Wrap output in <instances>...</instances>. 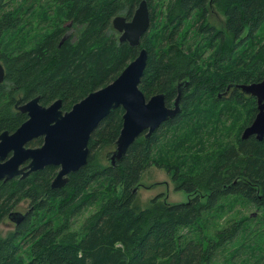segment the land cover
<instances>
[{
	"label": "trees",
	"instance_id": "1",
	"mask_svg": "<svg viewBox=\"0 0 264 264\" xmlns=\"http://www.w3.org/2000/svg\"><path fill=\"white\" fill-rule=\"evenodd\" d=\"M140 1L0 0V133L26 119L17 106L35 96L42 105L61 99L69 110L111 82L141 48L144 96L163 93L170 107L180 94V111L149 137H136L114 163L120 107L91 132L87 162L64 185L51 187L55 166L0 179V224L29 199L25 216L0 232V264H212L244 223L224 221L207 235L202 223L215 219L222 202L240 196L264 210V137L238 138L208 162L203 148L212 113L224 116L252 97L236 85L264 78V0H146L149 25L132 46L119 41L112 19H130ZM213 8L222 27L209 21ZM41 143L38 137L28 145ZM152 164L169 172L186 202L156 195L137 203L141 175ZM190 234L196 240H186Z\"/></svg>",
	"mask_w": 264,
	"mask_h": 264
},
{
	"label": "water",
	"instance_id": "2",
	"mask_svg": "<svg viewBox=\"0 0 264 264\" xmlns=\"http://www.w3.org/2000/svg\"><path fill=\"white\" fill-rule=\"evenodd\" d=\"M148 25L146 0L138 3L130 19L122 15L112 19L119 41H126L132 46L139 44ZM146 57L145 48H141L111 82L88 93L69 110H62L61 99L42 105L39 96H35L20 103L17 108L26 114V119L13 132L5 130L0 133V179L23 178L45 166H55L57 172L51 187L64 185L68 175L87 162L90 134L112 109L120 107L123 113L115 148L109 156L110 163L121 159L136 137L141 134L149 137L161 122L174 117L180 111L179 93L172 106L168 107L163 93L146 98L139 88ZM4 74L0 62V83ZM236 87L255 97L257 102V112L242 130L241 138L254 135L261 140L264 137V78L237 84ZM38 137H42L40 145H28ZM24 216L19 211L8 214V218L15 222Z\"/></svg>",
	"mask_w": 264,
	"mask_h": 264
},
{
	"label": "rangeland",
	"instance_id": "3",
	"mask_svg": "<svg viewBox=\"0 0 264 264\" xmlns=\"http://www.w3.org/2000/svg\"><path fill=\"white\" fill-rule=\"evenodd\" d=\"M209 21L218 28L223 26V16L214 8L210 10ZM255 109H257V102L256 98L252 96L243 99L240 107H235L234 111L224 116L220 115L221 110L212 113L216 114L212 117L215 123L212 128H209L210 132L203 139V148L206 151L207 162L215 151H220L224 147L238 145L237 140L241 138L242 130L251 123L249 116ZM200 147L197 145V148ZM101 160L105 162L103 157ZM137 194V203L141 207L156 195H161V198L165 199L168 203L186 202L188 200V195L185 191L175 189V184L169 172L154 164L150 165L142 173ZM222 204V211L213 221L212 217H209L207 221L202 223L205 226V231L210 233L207 235L212 234L211 231L214 225L224 221L229 222L233 219H243L244 223L235 240L224 248L222 252L224 255L217 256L212 264H264V210L240 196H231L230 199L222 202ZM28 207L29 199H22L12 206L11 210L25 211ZM91 210L92 208L85 212L84 216ZM254 212H257L256 216L248 218ZM82 217L83 215L78 218L77 225L82 220ZM199 222L201 223V221ZM206 224L209 225L206 226ZM12 226L13 221L9 219L3 221L0 224L1 234L5 235L8 233L9 229H13ZM191 236V234L188 235L186 240L193 238ZM235 252H237V255L232 261L225 260V254L232 255Z\"/></svg>",
	"mask_w": 264,
	"mask_h": 264
},
{
	"label": "flooded vegetation",
	"instance_id": "4",
	"mask_svg": "<svg viewBox=\"0 0 264 264\" xmlns=\"http://www.w3.org/2000/svg\"><path fill=\"white\" fill-rule=\"evenodd\" d=\"M25 212V211H24ZM24 212H22V213H24Z\"/></svg>",
	"mask_w": 264,
	"mask_h": 264
}]
</instances>
